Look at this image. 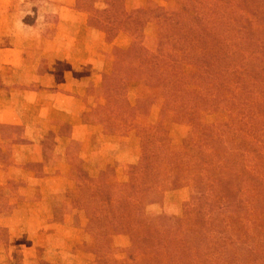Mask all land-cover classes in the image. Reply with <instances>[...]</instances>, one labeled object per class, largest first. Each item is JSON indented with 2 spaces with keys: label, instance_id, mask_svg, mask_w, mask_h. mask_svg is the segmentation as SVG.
<instances>
[{
  "label": "rangeland",
  "instance_id": "rangeland-1",
  "mask_svg": "<svg viewBox=\"0 0 264 264\" xmlns=\"http://www.w3.org/2000/svg\"><path fill=\"white\" fill-rule=\"evenodd\" d=\"M44 1L35 2L36 10L41 9L39 14L51 9ZM121 1L124 3L123 24L127 26L133 23L138 6L145 13H149L154 5L159 6L173 18L179 4L192 3L201 14L205 30H209L211 38L221 44L224 62L220 78L204 80L198 87V91L206 96L205 102L194 99L179 112L166 111L162 116V100L156 96L155 101L151 100L150 112L142 115L138 124L147 128L153 126V131L155 128L162 131L171 152L177 151V154L186 148L185 141L197 139L204 127L214 123L219 133L229 128L231 135L223 142L216 143V147L220 148L218 154L224 160L220 167L224 173L220 175L226 179L214 178L218 182L214 181L213 184L201 183L200 180L195 182V175L206 179L208 174L201 169L200 162L193 169L185 162L180 183L173 184L170 179L173 172L167 161L161 162V174L148 182L155 187L158 198L145 206V212L160 221L163 216L181 217L187 212L192 213L194 205V208L197 204L207 206L211 201H216L217 205H224V210H217L215 217L227 224L226 229L221 230L232 242L240 243L239 248L235 246L231 250L234 258L240 260L239 264H264V69L260 77L252 71L259 70L260 66L264 68V0ZM80 2L83 9L104 8V0ZM39 14L30 16L28 21L38 18ZM161 30L157 31L155 24L144 20L140 35L143 45L155 47L156 34ZM115 40L116 43L106 53L114 47L127 48L132 38L122 31L113 40L106 41L111 43ZM103 54L96 64L103 75L102 83L100 86L90 83L85 94V104L90 108L85 112L90 114L93 108L102 103V99L89 94V88L104 86L109 71L104 65ZM237 77L239 88L235 87ZM139 91L138 83L129 84L130 98H136ZM84 118L91 121L86 124L92 125L90 140L84 146L69 140L70 125L68 134H55L52 138L50 133L53 131L47 133L46 128H52L51 124L56 119L50 121L51 127L40 123L35 127H0V177L6 184V189L0 190V264H37L42 260L49 264H92L94 255L87 233L88 216L79 209L76 196L80 184L70 175L61 158L66 155L70 160L88 162L93 174L114 183L115 194L118 193L116 184L121 181L133 182L132 165H142L143 159L141 139L135 129L123 135L110 134L94 116L88 115L82 120ZM59 130L60 127L57 133ZM56 136L60 137L57 142L54 140ZM205 137L200 138L201 146L208 148H202L209 156L205 163L218 173L220 168L214 166L218 163L217 158L212 157ZM23 138H38L42 142H33L25 148L15 141ZM229 151H233V154ZM34 158L38 160L34 161ZM43 161L46 163L41 170L28 165ZM225 181L228 183L223 184ZM201 193H204V198H199ZM50 203H58L60 210H52ZM229 203L230 209L226 208ZM52 212L57 216L63 215L64 224L52 221ZM112 244L116 249L124 250L129 246V237L114 235ZM31 248L36 249L37 255L30 260L25 257L21 260L19 251H24L25 256L30 257L33 254Z\"/></svg>",
  "mask_w": 264,
  "mask_h": 264
},
{
  "label": "trees",
  "instance_id": "trees-1",
  "mask_svg": "<svg viewBox=\"0 0 264 264\" xmlns=\"http://www.w3.org/2000/svg\"><path fill=\"white\" fill-rule=\"evenodd\" d=\"M123 4L121 0H104L102 10L95 7L87 10L83 9L80 0H76L77 8L87 12L88 24L101 30L107 41L113 40L122 31L132 38L127 48L114 47L111 52L103 54L104 65L109 70L105 84L99 88H89V94L101 97L102 103L93 108L91 114L85 112L83 117L94 116L110 134L123 135L135 129L141 139L143 159L142 165H132L133 182H119L115 185L118 190L115 194L114 183L93 174L88 162L81 159L70 160L66 155L61 158L70 175L80 184L76 196L79 199V209L88 216L87 233L91 238L90 248L94 255L92 264H239L240 260L234 258L231 250L235 246L239 248L240 243L232 242L225 236L221 229L227 224L215 219L217 210H224V205H217L216 201H211L207 206L197 204L195 208L193 206L192 213L187 212L181 217L163 216L160 221L145 212V206L158 198L155 187L148 182L161 174V162L167 161L169 169L175 172L170 177L173 184L180 183L185 162L192 169L200 162L201 169L208 174L206 179L195 175V182L200 180L201 183L213 184L214 181L218 182L214 178L226 179L220 175L224 173L220 168L223 159L218 154L220 148L216 147V143L223 142L231 135L229 128L219 133L212 123L209 127H204L197 139L185 141L186 148L177 154V151L171 152L167 145L168 139L162 131L156 128L153 131V126L149 129L138 124L142 115L150 112L151 100L155 101L156 96L162 100V116L166 111L179 112V109H184L194 99L205 102L206 96L198 91V87L204 80L221 77L224 66L221 44L211 38L209 30H205L201 14L190 2L179 4L173 18L159 6L154 5L149 13L138 6L131 26L123 24ZM89 5L91 6V2ZM145 15L147 18H144ZM144 20L155 24L157 31L162 29L156 34L155 47L143 45V40L140 39ZM262 69L264 68L260 66L259 70L252 71L260 77ZM231 74L235 75L234 72ZM130 83L139 84L140 94L134 99L129 97ZM235 87H240L238 77ZM147 92L151 95L146 94ZM83 121L91 122L85 118ZM59 127L57 135L63 136L70 131L68 124L60 123ZM50 135L55 137L53 132ZM205 135L212 157L217 158L218 163L214 166L220 168L218 176L205 163L209 156L204 149L208 148L200 143V138ZM15 141L25 148L33 144L26 138ZM229 153L233 154V151ZM34 163L36 164L28 165L41 170L46 162ZM227 183L228 181L223 182ZM199 198H204V193ZM226 208L230 209L231 203ZM53 209L60 210L58 203L52 205ZM50 215L52 221L64 224L63 215L57 216L54 212ZM119 234L129 237V246L124 250L116 249L112 244L113 236ZM241 261L244 263L242 259ZM37 264L49 263L42 260Z\"/></svg>",
  "mask_w": 264,
  "mask_h": 264
},
{
  "label": "crops",
  "instance_id": "crops-1",
  "mask_svg": "<svg viewBox=\"0 0 264 264\" xmlns=\"http://www.w3.org/2000/svg\"><path fill=\"white\" fill-rule=\"evenodd\" d=\"M36 1L0 0V127L40 123L52 125L47 133L57 134L60 123H65L72 128L69 140L84 146L92 130L82 120L89 110L86 90L90 83L101 85L103 75L96 64L117 40L108 43L101 30L91 27L76 0H45L51 9L41 14ZM35 13L39 17L28 21ZM0 181V190L6 189L1 177ZM31 251L30 257L19 251L21 260L37 255L35 248Z\"/></svg>",
  "mask_w": 264,
  "mask_h": 264
}]
</instances>
